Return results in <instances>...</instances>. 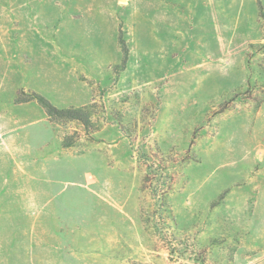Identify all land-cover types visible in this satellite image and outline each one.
I'll use <instances>...</instances> for the list:
<instances>
[{
	"label": "rangeland",
	"instance_id": "374dc122",
	"mask_svg": "<svg viewBox=\"0 0 264 264\" xmlns=\"http://www.w3.org/2000/svg\"><path fill=\"white\" fill-rule=\"evenodd\" d=\"M0 264H264V0H0Z\"/></svg>",
	"mask_w": 264,
	"mask_h": 264
},
{
	"label": "trees",
	"instance_id": "16d2710c",
	"mask_svg": "<svg viewBox=\"0 0 264 264\" xmlns=\"http://www.w3.org/2000/svg\"><path fill=\"white\" fill-rule=\"evenodd\" d=\"M124 53L127 54V48L125 42L121 39ZM36 100L46 110L47 115L57 121H77L80 122L86 129H90L93 126L91 115L84 107L81 108H67L59 109L53 106L46 98L41 95H35Z\"/></svg>",
	"mask_w": 264,
	"mask_h": 264
}]
</instances>
